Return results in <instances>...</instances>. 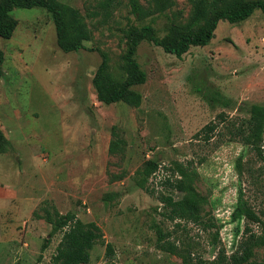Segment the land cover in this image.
Here are the masks:
<instances>
[{
	"label": "rangeland",
	"instance_id": "1",
	"mask_svg": "<svg viewBox=\"0 0 264 264\" xmlns=\"http://www.w3.org/2000/svg\"><path fill=\"white\" fill-rule=\"evenodd\" d=\"M59 1L85 17L92 32L86 48L60 49L52 16L42 7L13 8L15 29L10 38L0 37V122L13 145L0 157L17 165L26 197H39L31 214L15 219L22 211L8 209L14 216L0 217V264H52L61 233L49 235L46 210L71 212L100 228L102 239L87 264H183L157 248L155 225L192 258L210 259L219 247L233 252L246 224L233 218L239 197L264 222V134L259 156L231 140L226 129L230 121L248 118L250 105H264V14L256 10L236 24L220 20L207 45L191 46L181 57L142 41L135 59L146 81L134 86L142 95L136 108L97 98L92 78L101 52L113 77L122 80L129 30L150 23L163 37L171 23L187 21L190 0H176L171 10L143 21L128 0H115L108 18L100 13V0ZM211 122L217 124L213 132L202 130ZM115 138L124 144L111 153ZM150 159L159 166L141 187L138 172ZM175 161L196 170L193 185L207 198L204 212L219 225L218 239L214 227L203 231L163 214L162 198L181 196L167 182L175 177ZM6 169L0 162L2 183ZM249 227L261 233L258 223ZM256 258L264 260V248Z\"/></svg>",
	"mask_w": 264,
	"mask_h": 264
},
{
	"label": "trees",
	"instance_id": "2",
	"mask_svg": "<svg viewBox=\"0 0 264 264\" xmlns=\"http://www.w3.org/2000/svg\"><path fill=\"white\" fill-rule=\"evenodd\" d=\"M115 0H100L98 6L104 18L111 15ZM130 11L138 20L152 18L176 5V0H150L148 7H143L139 0H128ZM191 12L184 23H171L169 33L163 37L156 34L152 24L147 23L133 27L128 32L127 50L124 55L125 75L122 80H116L109 69V57L101 52V62L97 67L92 85L97 98L106 103L117 101L125 102L133 107L142 103V95L134 86L146 81V74L140 69L135 59L138 46L144 40L160 46L165 52L181 57L191 46H205L214 37V30L220 20L236 24L246 20L254 11L260 10L264 14V0H190ZM42 7L52 16L56 43L65 52L78 51L86 48L84 42L92 37V32L85 21V17L73 6L64 4L59 0H0V37L10 38L17 21L13 19L10 11L13 8ZM94 14V13H91ZM4 53L0 49V77ZM217 127L215 123L206 124L202 130L213 132ZM114 128V127H113ZM231 140L239 141L243 146L251 148L256 154L262 156V140L264 134V105L252 104L249 108L248 118H238L230 121L226 126ZM114 136V132H113ZM206 139H209L206 136ZM124 141L120 138L111 140L109 150L111 153L122 150ZM10 145L9 140L0 129V153L3 148ZM5 151V150H4ZM159 164L154 160H147L138 172L139 186H143L148 177L158 169ZM174 179H167L169 185L181 196L177 199L167 196L162 200L166 206L163 213L169 220L191 222L201 230L215 228L214 239H218L219 225L213 217H207L204 206L207 204L205 195L196 191L193 180L197 174L194 168L182 162L175 161L172 166ZM46 221L51 225L49 235L61 233V239L52 256V264H87L90 261V251L102 239L100 228L94 222H83L71 212L60 213L55 211L44 213ZM243 217L246 221L242 236L235 249L227 253L219 247L216 254L210 258H192L190 251L180 249L174 242L166 239L168 235L158 225H155L156 246L161 251L174 254L182 259L183 264H264V260L256 258V250L264 248V222L253 209L239 197V202L233 213V218ZM250 223H258L261 233L253 231ZM216 241V240H215ZM49 239H45L42 249H45ZM106 254L113 255V248L106 243Z\"/></svg>",
	"mask_w": 264,
	"mask_h": 264
},
{
	"label": "crops",
	"instance_id": "3",
	"mask_svg": "<svg viewBox=\"0 0 264 264\" xmlns=\"http://www.w3.org/2000/svg\"><path fill=\"white\" fill-rule=\"evenodd\" d=\"M6 118L8 121L9 117L7 115ZM0 129L12 145L10 138L11 136L9 135L10 130L7 132L5 131V129H8V126L3 122H0ZM15 160L18 161V158L16 157ZM0 162L2 166L5 164L7 165V169L2 172L5 182H0V217H6L8 214H10V216H14L13 213L7 211L8 209H11L15 214L19 212V209L22 211L19 215L14 217L15 219H18L22 213L23 216L27 213L31 214L33 209H35V205L37 202H39V197L35 195H32L28 198L26 197V184L19 181L20 171L16 164L11 163L9 156L5 155L3 158L0 157ZM14 218H11V221H17Z\"/></svg>",
	"mask_w": 264,
	"mask_h": 264
}]
</instances>
